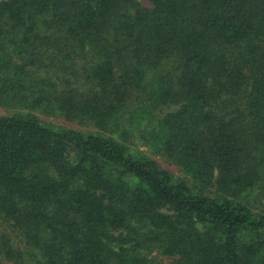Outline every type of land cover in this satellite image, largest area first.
Returning a JSON list of instances; mask_svg holds the SVG:
<instances>
[{"label":"trees","instance_id":"16d2710c","mask_svg":"<svg viewBox=\"0 0 264 264\" xmlns=\"http://www.w3.org/2000/svg\"><path fill=\"white\" fill-rule=\"evenodd\" d=\"M0 75V262L264 264V0H0Z\"/></svg>","mask_w":264,"mask_h":264},{"label":"rangeland","instance_id":"374dc122","mask_svg":"<svg viewBox=\"0 0 264 264\" xmlns=\"http://www.w3.org/2000/svg\"><path fill=\"white\" fill-rule=\"evenodd\" d=\"M146 5H150L148 2L145 3ZM59 76L57 73L51 74V77H53V79H56L59 82ZM1 78V75H0ZM14 109L10 108L8 106V103H1L0 102V114L4 115V114H8L10 111H13ZM18 110H24L26 112L32 113V115H34L36 118H38L41 121L44 122H49L52 124H55L57 126H61V127H68V128H73L76 130H80L82 132H93V133H99V134H103L105 136H111V134L113 133L112 129H106V128H100L98 127L96 124H94L93 122L90 121H85L82 119H68L65 118L63 116H49L45 113H43L40 110H32L30 111V109H18ZM115 138H117L120 141H123L122 138L120 137V135H113ZM129 146L131 148L132 151H144V153H146L147 155L152 156L154 159H156L158 161V163L165 169L169 170L171 173H173L176 177H180L183 178L185 177L184 174L179 170V168L177 167V165L172 164L170 162L165 161L161 156H159L158 154L152 153L150 152L147 148L146 145L143 143H129ZM3 233H8V226L4 225V226H0V234L2 235ZM170 261V259L165 258L164 262ZM0 264H13L12 262H8L6 260H2V262H0Z\"/></svg>","mask_w":264,"mask_h":264}]
</instances>
